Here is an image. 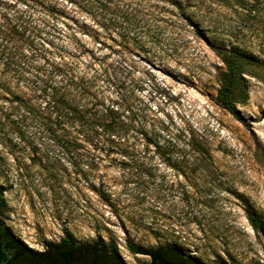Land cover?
Returning a JSON list of instances; mask_svg holds the SVG:
<instances>
[{"label":"rangeland","instance_id":"374dc122","mask_svg":"<svg viewBox=\"0 0 264 264\" xmlns=\"http://www.w3.org/2000/svg\"><path fill=\"white\" fill-rule=\"evenodd\" d=\"M229 51L246 125L215 102ZM71 98L86 124L59 116ZM0 189L36 252L264 264V0H0Z\"/></svg>","mask_w":264,"mask_h":264},{"label":"trees","instance_id":"16d2710c","mask_svg":"<svg viewBox=\"0 0 264 264\" xmlns=\"http://www.w3.org/2000/svg\"><path fill=\"white\" fill-rule=\"evenodd\" d=\"M130 32L131 29L126 35ZM218 55L225 70L218 77L220 86L215 102L239 123L246 125L245 120L236 110L232 96L240 79V69L250 60L230 51ZM70 106L62 108L59 116H67L65 110L71 109V124L75 122L86 124L80 105L72 98ZM3 206V190L0 189V264H125L116 248L103 241L78 245L72 237H64L57 243L47 244L41 252L33 251L16 239L5 226L2 220ZM248 221L251 228L260 233L264 239V222L254 217H249ZM128 248L133 254L147 256L149 258L147 264H201L192 257L183 255L176 248L143 250L135 245H129Z\"/></svg>","mask_w":264,"mask_h":264},{"label":"water","instance_id":"95a60500","mask_svg":"<svg viewBox=\"0 0 264 264\" xmlns=\"http://www.w3.org/2000/svg\"><path fill=\"white\" fill-rule=\"evenodd\" d=\"M236 260V259H235ZM236 262H237V264H242V263H240L238 260H236Z\"/></svg>","mask_w":264,"mask_h":264}]
</instances>
